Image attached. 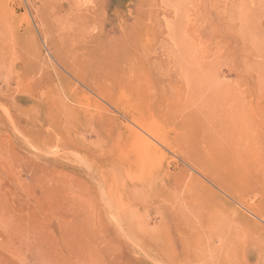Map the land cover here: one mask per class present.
I'll use <instances>...</instances> for the list:
<instances>
[{
	"label": "rangeland",
	"instance_id": "374dc122",
	"mask_svg": "<svg viewBox=\"0 0 264 264\" xmlns=\"http://www.w3.org/2000/svg\"><path fill=\"white\" fill-rule=\"evenodd\" d=\"M0 264H264V0H0Z\"/></svg>",
	"mask_w": 264,
	"mask_h": 264
}]
</instances>
